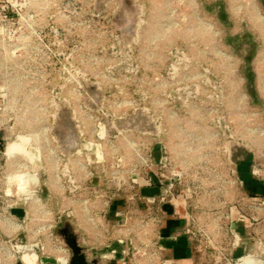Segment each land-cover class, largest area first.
I'll return each mask as SVG.
<instances>
[{"label":"rangeland","instance_id":"rangeland-1","mask_svg":"<svg viewBox=\"0 0 264 264\" xmlns=\"http://www.w3.org/2000/svg\"><path fill=\"white\" fill-rule=\"evenodd\" d=\"M55 5L50 60L6 61L0 51V87L18 90H0V187L11 172L5 152L18 148L33 156L21 135L44 133L60 157L61 188L47 185L48 173L35 161L50 220L35 237L29 229L42 224L43 209L33 220L24 196L16 198L17 181L16 199L6 202L0 191L1 255L23 264L15 246L38 244L37 264H62L49 249L53 245L66 250L72 264L75 243L89 264H112L106 249L125 239L132 249H146L144 222L115 212L141 194L124 181L143 172L149 148L158 155L162 144L184 172V189L198 194L200 224L213 235L203 243L216 249H202L207 252L201 264H226L222 254L232 242L217 233L213 214L229 198L208 169L227 162L228 146L233 161L264 165V0H55ZM5 67H10L6 76ZM90 142L101 143L105 163L97 162L94 151L88 157L89 151L80 150ZM77 156L78 168H86L76 170ZM113 199L111 208L106 203Z\"/></svg>","mask_w":264,"mask_h":264},{"label":"built area","instance_id":"built-area-1","mask_svg":"<svg viewBox=\"0 0 264 264\" xmlns=\"http://www.w3.org/2000/svg\"><path fill=\"white\" fill-rule=\"evenodd\" d=\"M57 10L55 0H0L2 57L6 61L19 59L24 63L30 59L40 62L50 60L54 55L53 44L50 41L55 36L57 24L54 15ZM46 14L48 18L45 21ZM5 68L6 76L10 67ZM10 69L13 67L11 66ZM21 71V76L27 74L25 69L22 68ZM2 87L0 90L5 91ZM6 88L10 90L9 87ZM227 148L226 152L229 155L227 162H220L224 165L216 164L208 169L209 172L219 176V182L226 189V191L220 189V192H224L229 198L221 203V210L213 214L216 218L215 222H218V228H215L217 233L220 231L227 243L232 242V249L225 251L222 256L226 264H237L240 259L248 255L264 261V196L256 187L257 183L264 181V165L256 167L245 160L235 162L232 160L230 146ZM159 152L156 155L155 149L150 147L146 153L143 172L133 177L135 179L131 177V182L128 179L124 181V185L127 186L125 188H136L139 191L148 188L159 192L153 196L138 194L137 199L132 198L126 206L115 212L117 217L126 212L128 213L126 218L134 217L137 221L141 219L144 222L141 227L144 226L149 244L146 249H139L137 246L131 248L130 264H139L141 261H145V264H201V256H205L207 252L202 249H216V247H213L212 242H209V245L203 243L206 238L209 239L213 235L209 231L206 232L202 223L200 224V216L197 214L199 206L195 198L198 194L189 187L184 189V172L178 170L169 149L161 144ZM248 165L250 171H243V167ZM0 188V191L5 192L6 202L7 199L12 201L15 198L13 185L10 187L1 183ZM20 195L18 193L16 195L18 200L21 198ZM114 200L108 201L106 205H111L113 208L114 203L117 202ZM171 221H181L183 225L166 234L165 230ZM240 222L245 223L243 229L239 226ZM165 239L175 241L186 239L195 253L193 258L174 260L163 244ZM125 240L132 247L131 240ZM249 245L254 249H249ZM239 248L243 249V253L237 256L235 251Z\"/></svg>","mask_w":264,"mask_h":264},{"label":"bare ground","instance_id":"bare-ground-1","mask_svg":"<svg viewBox=\"0 0 264 264\" xmlns=\"http://www.w3.org/2000/svg\"><path fill=\"white\" fill-rule=\"evenodd\" d=\"M256 19H257V21L255 22L256 29H259V27L261 28L262 22H261V19L259 17H257ZM261 83L264 84V81L261 82ZM263 84L261 85L262 89H263ZM5 88L6 87H2V89H4V90H5ZM11 91L12 92L14 91V93H18V90H11ZM6 93H7V91H6ZM12 100L15 101L14 99H12ZM12 105H13V103L8 104V106L6 107L7 108L6 111H8L9 108L12 107ZM3 122L4 121L1 120L0 121V125ZM43 134H41V133L40 134H38V133L37 134H34V136H35L34 138H36V140L39 142V149L43 150L45 152V154L48 155V158H47V160H48L47 166H48V169H49V172H50V175H51V184H52L53 188L54 189L61 188V186H59L57 184L58 181L60 180L59 179V174H58L59 173L58 163H59L60 157L57 154L55 148L52 146L51 139L48 137V135H46V134L43 135ZM263 134H264V132H263ZM31 135H33V134H31ZM104 137L106 138L107 136H104ZM104 137H99L100 138L99 140H101V143L104 140ZM101 143L95 144V146H93L91 144V142H90L89 143V146L87 148H84L82 146V149H80V150H83V151L86 150L87 152L89 150L90 151L92 150V151H94V154L97 157V160L99 162H106L107 158L105 156L104 157H102V156L99 157V154H100V152L102 151V148H103V146L101 145ZM94 147L96 148V152H95ZM90 151L87 154L88 157H90V155H91ZM32 152H34V151L32 150ZM23 153H25V154H27L28 156L31 157V159H32L31 160V167H32L31 170H32L33 173L39 175V177H40V187H41V184H42V176H41V172H40L39 168L37 169L36 166H35V161L41 163L42 164L41 167H44L45 168L44 160L42 158H40L37 155L36 152H34L35 155H33V156L29 155L27 152H23ZM8 154H9V151L8 152H5L4 155L7 157ZM89 161L91 162V159L90 158H89ZM74 163L77 165L76 166V170H78L79 169L78 166L81 163V160H80V157L79 156H77V157L74 158ZM24 167L26 168V167H28V165L27 164H24ZM82 168H86V166L83 165V164H81L79 170H81ZM27 170H28V168L26 169V172L25 173L15 174V176L12 178L13 181H11V184H8V185H10V187H11L12 185H14V182L17 181L16 183H17V187H18L17 189L19 191L18 193H19V195L22 194L24 196V198L26 199V201L28 202V205L30 206V211H32V213H33L31 215L32 218H33V220H35V218L40 219L39 218V215L40 214L37 215V213H39L40 211H42L41 209H43V207H45L44 203L35 201V203L33 204V210H32V205H31L32 203L25 196V194L28 193L30 190H34L35 189V186H36V183H34L33 181L31 182L30 173ZM46 172H47V170H46ZM4 181H5V178H4ZM5 184H7V183L5 182ZM47 185L50 187L48 181H47ZM9 192L11 193V191H9ZM38 196L40 197L39 193H38ZM41 201H42V198H41ZM42 213H43V217L40 219L41 222H42V224H40L37 229H35V228L34 229H32V228L29 229V230H31L30 232H31V234L34 235V237L36 236V234L39 231H41L42 229H44V226H46V225H44V223L50 221L49 220V212H47V211H45L43 209V212ZM77 216H79V215H77ZM38 219H37V221H40ZM50 226H52V224ZM18 227L15 224V230H17ZM37 245H31V244H27V245H16L14 250H15V252L17 254L20 255L23 263L25 261L26 263L30 262L28 264H33V262H31L30 260L32 259L33 261H35V263L37 262V256H36V253H35L36 252V248L38 247ZM49 249H52L53 251H56V253H58L59 259L61 258V260L63 261L62 264H68L69 255H68V253H67L66 250H64L62 247L53 246V245H50V248ZM249 257H254V256L253 255L245 256L242 259H240L237 264H254L251 260H249L250 259ZM254 258H256V257H254ZM257 260L261 264H264V261H262L261 259H257ZM0 262H1V264H14V261L12 259V256H2V255H0ZM139 264H145V261L144 262L141 261Z\"/></svg>","mask_w":264,"mask_h":264},{"label":"crops","instance_id":"crops-1","mask_svg":"<svg viewBox=\"0 0 264 264\" xmlns=\"http://www.w3.org/2000/svg\"><path fill=\"white\" fill-rule=\"evenodd\" d=\"M243 171L249 172L250 168L249 165L248 167H243ZM257 189H259V192L262 193V195L264 196V181L262 183H257L256 185ZM141 195L142 196H153L155 194H157L159 191L154 190V189H143L141 190ZM18 217L19 216V212H17ZM237 217V215H236ZM171 223H176V226L174 229L169 230L170 224ZM183 225V222L181 221H171L168 223V227L165 230L166 234L173 232L176 229H179L181 226ZM239 226L241 229H243L245 227V223L240 222ZM243 234H245V231L243 230ZM164 246L167 248V250L170 251L171 256L174 260H180V259H184V260H188L193 258L194 256V252L193 250L189 247L188 242L186 241V239H181V240H169V239H165L163 241ZM243 253V249H239L237 251H235V254L241 255ZM131 254H132V249L130 248V246H128L127 241H124V243L122 244H116L115 247H109L108 249H106V255L108 259H111L110 262L112 264H114L115 262L117 264H124L127 262V264H130V260H131ZM109 256V257H108Z\"/></svg>","mask_w":264,"mask_h":264},{"label":"flooded vegetation","instance_id":"flooded-vegetation-1","mask_svg":"<svg viewBox=\"0 0 264 264\" xmlns=\"http://www.w3.org/2000/svg\"><path fill=\"white\" fill-rule=\"evenodd\" d=\"M5 90H7V92L11 91V90H8L7 88H5ZM21 136H22V139L27 142L29 147L33 151H35L40 158H42L44 160L45 168H46L48 176H49L48 183L50 185V188L52 190H55L51 184V175H50L49 169L47 168L48 167L47 166L48 155L45 154V152L43 150L39 149V142L36 140V138H34L33 136H29V135H21ZM31 160L32 159L30 156L23 153L18 148L12 149L7 156V170H8V172H10V171L11 172L8 173L7 176L5 177V182L7 184H11V181H13L12 178L15 176V174L25 173L26 169L28 168L27 171H29V173H30L31 182L33 181L34 183H36V186H35L34 190H30L28 193L25 194V196L31 201L32 210H33V204L35 203V201L41 202V203H44V202H42L41 198L38 196V193H39L38 190L40 187V177L38 174H35L32 172ZM24 164H27L28 167L25 168ZM59 179H60V176H59ZM15 224L17 225V227L19 226L18 223H15ZM32 236L34 237V235H32ZM69 264H70V261H69Z\"/></svg>","mask_w":264,"mask_h":264},{"label":"water","instance_id":"water-1","mask_svg":"<svg viewBox=\"0 0 264 264\" xmlns=\"http://www.w3.org/2000/svg\"><path fill=\"white\" fill-rule=\"evenodd\" d=\"M72 249L74 250V261L72 264H89L84 255H82L79 251V247L75 243H70Z\"/></svg>","mask_w":264,"mask_h":264},{"label":"trees","instance_id":"trees-1","mask_svg":"<svg viewBox=\"0 0 264 264\" xmlns=\"http://www.w3.org/2000/svg\"><path fill=\"white\" fill-rule=\"evenodd\" d=\"M175 226H176V223H171V224H170V227H169V230H172V229H174V228H175Z\"/></svg>","mask_w":264,"mask_h":264}]
</instances>
